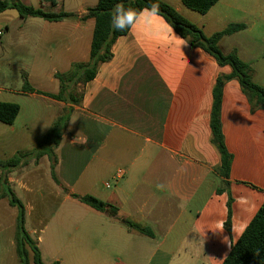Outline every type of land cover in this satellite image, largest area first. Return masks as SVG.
Returning a JSON list of instances; mask_svg holds the SVG:
<instances>
[{
  "label": "crops",
  "instance_id": "crops-1",
  "mask_svg": "<svg viewBox=\"0 0 264 264\" xmlns=\"http://www.w3.org/2000/svg\"><path fill=\"white\" fill-rule=\"evenodd\" d=\"M17 1L49 13L68 12L73 17L47 22L38 17L20 18L12 8L3 10L0 75L4 79L9 78L11 69L17 70L23 86L31 72L40 74L45 61L50 65L47 79L54 81L56 75L88 61L94 20L81 18L97 0H38V6L33 0ZM161 1L205 36L231 23L244 24L242 30L223 36L218 47L223 54L235 52L250 66L252 81L264 87V0H219L205 14L186 8L182 0ZM10 11L19 19L14 30L9 27L14 17ZM176 36L187 44L150 40L140 29L117 37L110 46L111 58L98 65L93 79L80 84L78 105L44 96L56 94L60 82L56 92L30 84L34 92L3 89L7 92L0 102L16 103L20 108L11 129L21 112L18 97L39 98L50 104L55 109L51 126L67 109L68 121L53 147L56 196L62 193L64 200H70L75 194L72 186L87 168H101L108 174L112 169L122 170L121 178L108 192H104L109 188L105 185L101 189L92 185L79 195L90 194L109 203L117 208L118 219L153 233L146 236L132 231L118 219L77 200L85 207H80V222L72 227L76 242L65 249L66 258L61 256L65 242L54 241V249L46 245L47 264H65L66 259L70 264H105L109 256V264H221L264 202V110H251L234 78L224 82L220 124L232 159L228 177H221L208 123L215 79L230 74L231 68L218 66L202 49ZM4 146L1 143L2 149ZM10 152L23 153L15 147ZM30 161L29 166L36 168L41 158L36 163ZM28 168H23L22 176H27ZM15 169L7 178L11 189L14 193V187L30 192L24 178L15 176ZM158 184L164 188L158 189ZM228 195L230 230L224 226L220 232L216 226L224 224L227 217ZM34 232L27 230L30 237ZM32 239L43 258L42 236ZM8 243L15 251L13 236ZM114 252L118 255L113 256Z\"/></svg>",
  "mask_w": 264,
  "mask_h": 264
},
{
  "label": "trees",
  "instance_id": "trees-1",
  "mask_svg": "<svg viewBox=\"0 0 264 264\" xmlns=\"http://www.w3.org/2000/svg\"><path fill=\"white\" fill-rule=\"evenodd\" d=\"M218 1L219 0H182L181 2L191 11L205 14L210 7ZM117 3H123L125 6H132L137 9L150 7L152 4L158 5L159 15L174 28L176 34L186 39L190 46L200 48L203 52L210 55L218 66L222 67L227 65L231 68L230 74L224 76L218 75L215 79L212 88L210 121L208 123L211 132V143L216 149L220 159V166L219 169H217L218 174L223 178H227L232 158L231 154L225 148L226 145L224 143L220 124V105L224 82L234 78L238 82L243 94L247 97L251 110H264V87L258 86V84L252 81L250 66L242 62L236 56L235 52L232 51L223 54L218 47V42L223 36L242 30L245 28L244 24L231 23L224 29L212 33L209 36H205L199 28L191 24L190 21L182 17L172 7L161 0H97V4L88 8L86 14L81 18V20H94L88 61L86 63L73 65L72 71L70 72L56 75L60 81V90H58L56 94H42L57 101H67L74 105L80 103V99H75L72 93H65V91H67L66 83L73 82L76 85L93 79L98 65L111 58L110 46L115 39L128 32V30L123 32L114 31L111 27L113 8ZM6 8L15 9L20 18L24 19L38 17L47 20V22H56L73 17V15L68 12L61 11L59 13H49L41 8L26 6L17 0H11L10 3L0 0V13ZM21 90L25 93L34 92L26 79H24ZM19 111V105L16 103L0 102V123L11 125ZM68 115L67 109H65V112L54 120L52 129L48 135L33 151L16 153L8 159L0 160V200L6 197L9 205L16 209L14 243L16 257L19 259L20 264L28 263L29 252L31 253L30 257L33 264L44 263L41 261V253L36 242L29 236L25 228V207L15 195L14 191L8 188V186H5L7 185V181L4 174L9 173L12 169L27 165L30 160L36 163L40 157L48 155L50 159V175L52 180L57 182L54 174L56 156L51 149H46L45 145L48 143V138L51 136H54L51 142L49 141L52 147L49 145L48 147L53 148L57 145L58 138L61 134L60 130L66 125ZM221 191V189H218V192ZM71 197L91 209L106 214L109 218L118 219L116 217L118 212L117 208L107 202L87 194H72ZM226 206L227 217L224 221V226L229 231L230 218L232 217L231 198L229 195ZM118 220L132 231L146 236L153 235L149 228L141 227L129 220ZM50 264H58V262L54 261ZM221 264H264V202H262L254 217L247 223L237 241L230 246L229 252Z\"/></svg>",
  "mask_w": 264,
  "mask_h": 264
},
{
  "label": "rangeland",
  "instance_id": "rangeland-1",
  "mask_svg": "<svg viewBox=\"0 0 264 264\" xmlns=\"http://www.w3.org/2000/svg\"><path fill=\"white\" fill-rule=\"evenodd\" d=\"M38 0H33L35 6H38ZM13 19L9 21V27L11 30H14L17 27V22L19 19L15 17V12L10 11ZM10 52V51H9ZM14 53L11 51V54ZM44 69L41 70L40 74L31 72L27 82L35 88L44 89V91H57L59 88V79L55 77L54 81L47 79L46 73L49 72L50 65L43 62ZM60 75V74H59ZM81 83L74 84L66 83L67 91L65 93H72L75 99L80 97ZM16 89L22 88V80L19 76L17 70H10V76L8 79H4L0 75V97L4 94L6 95L7 91L3 89ZM2 98H0L1 100ZM21 112L17 117V121L14 124V129H11L9 125L0 123V160H5L12 157L15 152H10L12 148H16L19 152L28 151L39 144V142L44 140L47 136V132L52 128L51 121L52 115L55 112V109L48 103L44 102L39 98L18 97ZM68 103V102H67ZM51 126V127H50ZM50 127V128H49ZM54 136L48 138V143L45 145L46 149L51 145V139ZM50 141V142H49ZM1 143H5L4 148H1ZM54 153V152H53ZM41 158L38 166L36 168L30 167L29 163L27 166H22L19 169H15V176L18 180L24 178L25 184L31 188L30 192H23L21 190H15V194L18 199L26 206L25 213V227L27 230H35L32 238H36V235H41L43 242L41 243V248L43 250L44 256L42 262L45 264L48 262V255L46 254V245L50 248L54 246V241L61 240L66 243V247L61 251V256L66 258L65 249L67 247H72L76 242L75 234L76 232L72 227L80 222V217L83 214L80 207H85L80 204L77 200L70 199L64 200L62 193L56 194L53 192V186L55 185L52 181L50 175V159L48 155H44ZM31 162V161H30ZM32 164V163H31ZM30 170V172L25 176H22L24 169ZM24 168V169H23ZM114 174L115 169H112ZM55 174V172H54ZM108 174V170L101 168H95L94 171L87 168V170L80 176L78 181L72 186L73 193L79 195L82 194L92 185L95 189H101L103 185L108 184L109 188L104 189V192H108L110 189L114 188L115 179ZM5 178L7 181L8 188H11L8 184V176L13 174L5 173ZM22 176V177H21ZM90 195V194H89ZM87 209V208H86ZM89 210V209H87ZM16 209L11 207L8 203L7 198L0 200V264H20L19 259L15 256V251L10 247L8 241L10 238L14 239L15 231V218ZM43 230L40 234V230ZM54 249V248H52ZM49 250V249H48ZM53 254L52 251L49 252ZM31 253L28 255V263L33 264ZM116 252L113 253V256H117ZM120 257L122 255H119ZM122 258V257H121ZM112 260V257L109 256L104 263L109 264L108 262ZM112 262V261H111ZM65 264H70L66 262Z\"/></svg>",
  "mask_w": 264,
  "mask_h": 264
},
{
  "label": "clouds",
  "instance_id": "clouds-1",
  "mask_svg": "<svg viewBox=\"0 0 264 264\" xmlns=\"http://www.w3.org/2000/svg\"><path fill=\"white\" fill-rule=\"evenodd\" d=\"M111 27L114 31L123 32L125 30L136 31L140 29L141 35L147 39L163 44L186 45L187 42L179 39L174 28L159 15L158 5L152 4L150 7L137 9L132 6H125L117 3L113 8L111 17ZM86 143V139L83 141ZM158 189H163V184L157 185ZM218 231L224 229L223 222L217 224Z\"/></svg>",
  "mask_w": 264,
  "mask_h": 264
},
{
  "label": "built area",
  "instance_id": "built-area-1",
  "mask_svg": "<svg viewBox=\"0 0 264 264\" xmlns=\"http://www.w3.org/2000/svg\"><path fill=\"white\" fill-rule=\"evenodd\" d=\"M122 173H123L122 170H119V169L116 170V172L114 174V179L117 180V179L121 178ZM105 186L108 187V184H105Z\"/></svg>",
  "mask_w": 264,
  "mask_h": 264
}]
</instances>
